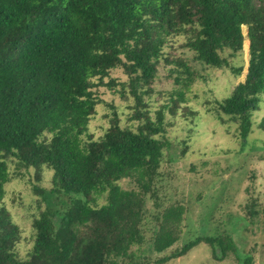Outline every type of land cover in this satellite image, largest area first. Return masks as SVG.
<instances>
[{"label": "trees", "instance_id": "1", "mask_svg": "<svg viewBox=\"0 0 264 264\" xmlns=\"http://www.w3.org/2000/svg\"><path fill=\"white\" fill-rule=\"evenodd\" d=\"M243 25L245 78L214 109L244 141L264 95V0H0V264H162L201 242L210 244L214 260L236 254L229 234L197 236L173 248L181 238L182 203L149 217L145 196L161 206L155 179L168 142L162 110L150 116L143 97L152 92L161 58L174 64L170 72L182 88L191 85L190 66L163 51L180 35L195 60L240 74L243 67L229 57L242 50ZM115 68L127 80L104 85L132 97L127 119L136 124L122 125L110 105L108 125L95 137L89 122L101 100L94 88ZM175 95L172 114L184 91ZM183 107L184 116L193 115ZM9 163L32 169L38 183L51 172L50 191L69 197L59 212L41 209L38 200L25 258L17 249L22 230L3 203L13 179ZM122 179L134 186L122 187ZM33 190L45 199L40 185ZM247 207L258 214L253 203Z\"/></svg>", "mask_w": 264, "mask_h": 264}, {"label": "rangeland", "instance_id": "2", "mask_svg": "<svg viewBox=\"0 0 264 264\" xmlns=\"http://www.w3.org/2000/svg\"><path fill=\"white\" fill-rule=\"evenodd\" d=\"M242 31L245 36L242 50L229 57L233 66L243 67L240 74L195 60L194 53L183 46L185 37L180 35L168 41L163 51L169 59L181 58L190 66L193 71L191 85L182 88L175 81L176 74L170 72L174 64L161 58L151 85L152 92L143 97L148 103L149 115L154 118L156 112L162 110L167 122L162 138L168 145L155 179L161 206H153V199L146 195L149 217L151 212L170 203H182L185 213L181 238L173 248L197 236L220 234H229L237 247L236 254L230 253L218 261L212 258L210 244L201 242L185 255L165 264H245L249 256L252 264H264V95L259 110L252 115V131L244 141L237 134L236 124L222 122L214 109L215 102L226 97L245 78L249 58L245 25ZM228 53L225 51L224 55ZM110 78L123 82L128 77L122 69L115 68L94 88L101 100L89 122V131L95 137L108 125L105 115L110 113V105L117 110L122 125L136 124L127 119L132 97L123 98L104 85ZM177 90L184 91V101L172 114L169 107ZM183 106L189 107L193 115L184 116ZM185 145L187 148L183 150ZM9 168L13 179L5 185L3 203L22 230L23 239L17 249L19 256L25 258L33 244L32 220L39 211L38 200L41 209L48 206L59 212L65 209L69 197L56 196L50 191L51 172H45L38 183L32 177V169L16 168L14 163H9ZM118 182L122 187L134 186L128 179ZM35 184L46 191L44 200L33 190ZM103 203L104 196L98 199V205ZM252 203L258 210L256 216L248 212L247 205Z\"/></svg>", "mask_w": 264, "mask_h": 264}, {"label": "crops", "instance_id": "3", "mask_svg": "<svg viewBox=\"0 0 264 264\" xmlns=\"http://www.w3.org/2000/svg\"><path fill=\"white\" fill-rule=\"evenodd\" d=\"M185 255V254H184ZM183 256V255H182ZM166 263V262H165ZM165 263H162V264H165Z\"/></svg>", "mask_w": 264, "mask_h": 264}]
</instances>
